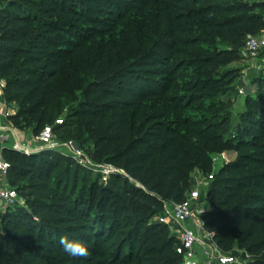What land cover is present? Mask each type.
<instances>
[{"label":"trees","instance_id":"1","mask_svg":"<svg viewBox=\"0 0 264 264\" xmlns=\"http://www.w3.org/2000/svg\"><path fill=\"white\" fill-rule=\"evenodd\" d=\"M67 1L0 0V80L7 107L15 106L9 121L16 128L24 124L39 133L67 108L69 118L91 136L102 132L95 143L104 145L113 137H127L128 113L142 101L149 97L172 101L168 122L151 117L137 137L105 161L135 175L142 173L145 186L160 187L167 199L180 202L187 190L183 166L188 171L207 169L210 153L234 149L236 159L224 165L212 181L209 193L216 206L206 215L205 228L214 234L222 252L237 246L251 255L243 264H264V94L258 109L240 115L236 143L228 144L221 137L227 119L219 112H213L210 120L181 119L188 110L202 109L194 102L201 98L198 92L212 87V79L187 74L183 81V63L173 59L179 49L195 50L196 62L206 64L215 63L221 54L231 55L233 50L217 53L201 46L200 35L230 37L231 41L242 36V29L264 30V0L247 6L232 0H73L79 8ZM157 1L163 6L164 35L170 38L164 46L169 53H151L150 48L140 63L116 72L119 84L93 80L77 52L95 36L113 32L131 11L147 10ZM178 89L183 90V97L168 95ZM73 102L77 105L70 106ZM213 107L209 105L206 111ZM61 120L54 130L66 125ZM2 155L10 163L7 180L12 185L10 175L23 170L13 162L23 163V155L11 149H4ZM41 156L47 158L44 153ZM35 158L29 157L31 166ZM134 192L123 190L115 195L110 188L97 186L80 201L53 194L58 207L51 211L44 205L38 207L40 214L55 216L51 229L41 226L36 231L33 225L16 221L12 224L15 243L10 240V244L28 256L36 251L42 260L61 257L70 264H177V241L165 237V228L145 224L148 207L144 200L150 198L139 189ZM138 194L144 200L136 198L142 197ZM61 236L85 242L90 255L69 257L59 244ZM13 254L19 256L17 250Z\"/></svg>","mask_w":264,"mask_h":264},{"label":"rangeland","instance_id":"2","mask_svg":"<svg viewBox=\"0 0 264 264\" xmlns=\"http://www.w3.org/2000/svg\"><path fill=\"white\" fill-rule=\"evenodd\" d=\"M254 1L257 0H232L230 2L247 6ZM67 4H73L76 8L81 7L77 1L73 0H68ZM162 10V4L157 1L147 10L131 11L117 24L113 32L90 39L87 46L79 50L76 55L87 73L94 76L92 79L99 83L115 80L119 84L120 78L116 72L123 70V66L126 67L135 62L140 63L150 48L151 53H169L168 47L164 46L170 43V38L164 35ZM251 11L256 12L257 10ZM261 32V30L255 32V29L252 31L242 29L240 30L242 36L231 38V41L230 37L223 39L214 34H211L210 38L200 35L202 37L199 43L203 47H209L217 53L233 50V53L228 56L220 53L221 55L213 64L196 62L194 56L198 53L195 50L179 49L176 52L173 59L183 63L180 68V72L184 75L183 81H186L184 79L187 74L194 75L197 79H212V87L198 92L197 95L201 98L194 102V105L201 106L202 109L197 112L188 110L180 116L181 119L187 117L193 121L194 119L210 120L213 112H219L221 118L227 119L225 132L221 136L222 141L235 145L236 126L240 115L249 109H258L260 97L264 94V51L251 56L244 50L246 41L251 37L259 36ZM194 35L199 36L198 33ZM193 71H197L196 74ZM204 71L207 73H203ZM182 91L171 90L168 95L183 97L184 92ZM169 103L172 101H159L154 97L142 101L137 109L132 108L128 113L127 137L122 140L113 137L104 145L95 143V140L103 135L102 132L91 136L79 123L69 118L67 108H65L53 120L54 122L49 124L54 127L59 119H63L66 124L61 129L54 130L53 128L51 147H45L34 153H24L15 149L14 151L23 155V163H13L22 167L23 170L10 175L12 186L17 189L18 193L16 205L5 208L0 204V264H70L61 257L53 261L50 258L42 260L36 251L28 256L29 253L18 250V246L10 244L13 237L12 224L16 221L23 225L30 224L35 227L36 231L41 226H45L47 230L51 229L55 216L40 214L38 207L44 205L47 211L58 207L59 201L53 197V194L57 196L64 194L72 200L87 199L93 188L97 186L98 188L108 187L115 195H121L123 190H133V193H136L135 189L147 194L150 200L145 201L143 194H138L142 197L136 196L144 200L148 207L146 214L143 215L145 224L165 228V237H172L178 241L176 230L180 226L168 218V212L174 202L164 196L160 187L152 189L151 186H145L141 181L142 173L135 175L105 161L114 151L122 149L131 139L137 137L140 127L144 125L146 127L151 117L168 122L172 114ZM74 105H77V102L70 104V106ZM209 105H214V107L206 111ZM14 107L12 105L10 108L14 109ZM134 110L136 114L132 115ZM19 128L26 131L30 138L38 134L32 132V127L24 124ZM106 145H110V148L105 147ZM42 153L44 157H47L46 159L41 158ZM236 155L234 149L226 148L210 153L211 163L207 169L196 167L188 171L186 166H183L187 181L186 193L192 189H198L202 201L207 203L209 212L216 206V201L211 199L209 193L212 181L224 165L236 159ZM33 156L37 157L35 166L30 165L29 157ZM153 183L155 182L153 181L151 185ZM81 207L78 208L80 212L83 211ZM129 218L132 221L135 219L133 215ZM12 241L15 243L14 239ZM16 250L19 256H14L13 253ZM229 254L235 257V264H243L247 260V253L237 246ZM5 255L8 257L5 258ZM175 262L182 264V258L178 257Z\"/></svg>","mask_w":264,"mask_h":264},{"label":"built area","instance_id":"3","mask_svg":"<svg viewBox=\"0 0 264 264\" xmlns=\"http://www.w3.org/2000/svg\"><path fill=\"white\" fill-rule=\"evenodd\" d=\"M244 50L251 56L259 51H264V30L257 37L249 38ZM4 83L0 80V96L3 95ZM1 110V109H0ZM3 116H9L8 112H2ZM62 120H57L61 124ZM3 127L0 126V129ZM53 127L45 125L42 130L28 143L18 149L24 153L39 152L51 147ZM10 163L2 153L0 154V204L5 208L14 207L18 200L17 190L7 180V172ZM111 169V168H110ZM111 172V170H109ZM209 213L206 201H202L198 189H192L185 194L180 202H174L168 212V218L180 226L176 230L177 244L175 253L182 258V264H235V257L230 255L232 251L224 253L214 240V234L205 228V217ZM245 251V250H244ZM247 253V261L251 255ZM244 262V263H245Z\"/></svg>","mask_w":264,"mask_h":264},{"label":"crops","instance_id":"4","mask_svg":"<svg viewBox=\"0 0 264 264\" xmlns=\"http://www.w3.org/2000/svg\"><path fill=\"white\" fill-rule=\"evenodd\" d=\"M0 154L4 149H18L21 145L28 143L29 134L19 128H16L9 121L8 116H3L2 112H8L11 115L14 110L7 107L3 95L0 96Z\"/></svg>","mask_w":264,"mask_h":264},{"label":"clouds","instance_id":"5","mask_svg":"<svg viewBox=\"0 0 264 264\" xmlns=\"http://www.w3.org/2000/svg\"><path fill=\"white\" fill-rule=\"evenodd\" d=\"M59 244L61 245L63 252L69 257L86 259L90 255L89 248L83 241L61 236Z\"/></svg>","mask_w":264,"mask_h":264}]
</instances>
